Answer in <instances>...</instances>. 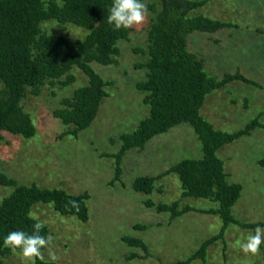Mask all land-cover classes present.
I'll return each instance as SVG.
<instances>
[{
    "label": "rangeland",
    "instance_id": "374dc122",
    "mask_svg": "<svg viewBox=\"0 0 264 264\" xmlns=\"http://www.w3.org/2000/svg\"><path fill=\"white\" fill-rule=\"evenodd\" d=\"M143 2L148 7L146 19L129 28L128 39L119 42L116 62L91 63L105 82L107 96L90 128L73 137L68 132L74 128L53 114L64 107L63 99L88 85L86 75L74 67L70 71L72 83H48L37 95L28 91L23 98L22 108L36 129L32 138L3 132L0 174L17 186L36 185L85 197L86 222L62 216L52 205L39 204L32 209V216L43 222L52 236L51 248L58 257L53 262L47 249H42L44 262L171 264L185 261L222 228L219 217L205 214L217 205L184 197L176 174L158 179L149 195L133 191L138 178H157L184 160L202 158V145L189 126L181 125L154 138L143 150H131L120 162V180H115V159L104 157L116 155L122 146L121 136L132 133L149 115V107L143 101L145 95L136 88L146 78L147 69L137 65L148 59L144 52L148 33L162 5L159 0ZM195 15L233 24L212 32L193 30L186 34L187 49L204 63L206 72L217 80L227 73H240L253 83L234 80L212 91L200 114L215 130L227 134L243 129L257 118L258 126L219 149L216 156L223 161L227 181L241 188L230 211L233 219L240 224L264 223V0H206L187 13L188 17ZM40 28L43 33L70 41L82 40L88 34L82 27L54 20L42 22ZM14 190L0 184V204ZM146 202L153 206L147 207ZM176 204L177 211H193L171 218L170 213L157 209L159 205ZM250 232L229 224L222 239L206 248L204 261L197 257L187 264H264V244L256 255H246L237 246ZM124 237L143 241L147 250L130 245ZM2 261L28 264L19 250Z\"/></svg>",
    "mask_w": 264,
    "mask_h": 264
},
{
    "label": "trees",
    "instance_id": "16d2710c",
    "mask_svg": "<svg viewBox=\"0 0 264 264\" xmlns=\"http://www.w3.org/2000/svg\"><path fill=\"white\" fill-rule=\"evenodd\" d=\"M159 1L162 9L150 26L148 48L144 50L148 59L137 65L147 69L146 78L138 82L136 88L145 95L143 101L149 107V115L132 133L121 136L122 146L116 155L104 157L115 159V180H120V162L131 150H143L154 138L181 125H187L194 131L202 145L201 159L184 160L160 177H141L133 183L134 192L149 195L158 179L176 174L184 197L203 199L217 205L215 210L205 214L220 218L222 228L219 234L204 240L185 261L171 263L187 264L197 257L204 261L206 248L222 239L229 224L252 231L256 227L264 228V223L240 224L233 219L230 211L241 188L227 181L223 161L216 156L219 149L246 136L259 123L254 118L243 129L227 134L215 130L200 114L212 91L234 80L253 83L240 73L224 74L220 80L211 77L204 69V63L187 49L186 34L193 30L212 32L233 24L204 15L187 16L190 10L203 5L206 0ZM111 3L112 0H0V140L3 132L32 138L36 129L22 108L23 98L28 91L37 95L48 83H72L74 77L70 71L74 67L86 75L88 85L76 89L72 97L63 99L64 107L56 109L53 114L66 126L74 128L68 132L73 137L91 127L101 101L107 96L103 89L105 82L91 63H115L119 42L129 37V28L114 31L107 23ZM48 20L74 24L86 29L88 34L82 40L70 41L63 36L43 33L40 25ZM0 184L15 188L0 204V264H3L2 258L12 252L3 245L7 233L14 230L32 232V224L36 222L31 213L34 206L52 205L62 216L75 217L80 222L88 220L84 196L40 189L36 185L17 186L2 174ZM69 201H76L79 210H68L66 205ZM146 206L152 207L153 203L146 202ZM176 207L177 204L159 205L157 209L170 213L171 218L193 211L188 208L177 211ZM41 234L48 236L45 226ZM124 240L147 250L139 239L124 237ZM36 264L53 263L37 258Z\"/></svg>",
    "mask_w": 264,
    "mask_h": 264
},
{
    "label": "clouds",
    "instance_id": "9594fccd",
    "mask_svg": "<svg viewBox=\"0 0 264 264\" xmlns=\"http://www.w3.org/2000/svg\"><path fill=\"white\" fill-rule=\"evenodd\" d=\"M148 12L147 4L143 0H112L108 8L106 17L107 23L113 27L114 31L132 28L144 23ZM68 210H79L76 201H69L66 205ZM36 222L32 224V232L23 230H14L7 233L3 239L4 247L12 251L19 250L21 258L28 264H36V259H44L42 249H47L49 260L55 262L58 257L51 248L52 236L42 235L44 228L43 222L32 217ZM261 244H264V228L256 227L238 242V248L241 252L248 255H256L260 251Z\"/></svg>",
    "mask_w": 264,
    "mask_h": 264
},
{
    "label": "crops",
    "instance_id": "0c3cea01",
    "mask_svg": "<svg viewBox=\"0 0 264 264\" xmlns=\"http://www.w3.org/2000/svg\"><path fill=\"white\" fill-rule=\"evenodd\" d=\"M192 212V211H191ZM215 216V215H214Z\"/></svg>",
    "mask_w": 264,
    "mask_h": 264
}]
</instances>
